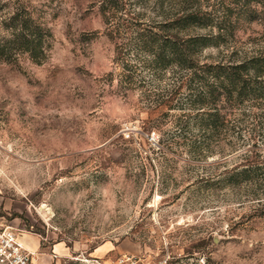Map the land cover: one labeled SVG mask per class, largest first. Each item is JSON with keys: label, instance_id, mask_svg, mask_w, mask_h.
<instances>
[{"label": "rangeland", "instance_id": "rangeland-1", "mask_svg": "<svg viewBox=\"0 0 264 264\" xmlns=\"http://www.w3.org/2000/svg\"><path fill=\"white\" fill-rule=\"evenodd\" d=\"M2 1L24 3L50 32L41 63L0 58V227L36 244L33 263L132 253L264 264V112L252 101L222 108L212 126L209 106L192 105L207 104L198 81L173 62L135 59L133 30L162 20L167 0ZM175 1L232 33L196 62L263 46L262 20L239 16L232 0Z\"/></svg>", "mask_w": 264, "mask_h": 264}, {"label": "trees", "instance_id": "trees-1", "mask_svg": "<svg viewBox=\"0 0 264 264\" xmlns=\"http://www.w3.org/2000/svg\"><path fill=\"white\" fill-rule=\"evenodd\" d=\"M0 1V9H7L1 20V28L5 34L0 37V58L9 60L16 54H26L34 63H41L50 47L49 30L32 16L24 3ZM167 2V13L162 20L133 30L132 48L135 56L140 53L146 62H173L185 74L186 80L198 81L205 88L202 100H207V104H203L205 102H200L201 98L195 96L196 102L192 105H199V109L209 106L206 108L211 111L207 112L206 120L212 126L222 108L232 110L252 101L257 105L256 108H261L264 112V28L260 35V43L263 45L260 49L253 46L254 50L230 62L199 63L194 56L198 51L208 46H218L227 37L232 38V33L226 32L222 18L211 25L213 18H210L209 13L187 10L183 6L185 1L178 2L179 9L175 8V0ZM232 3H235L234 7L237 9H242L239 16H245L249 20H262L264 27V0H232ZM225 9L231 11L234 8ZM191 27H215V32L212 30L204 34H189L186 31ZM135 59H138L137 56ZM205 77L211 79L210 84H205ZM250 170L244 167L238 174L242 175L244 181L254 183L246 175Z\"/></svg>", "mask_w": 264, "mask_h": 264}, {"label": "built area", "instance_id": "built-area-1", "mask_svg": "<svg viewBox=\"0 0 264 264\" xmlns=\"http://www.w3.org/2000/svg\"><path fill=\"white\" fill-rule=\"evenodd\" d=\"M17 231L9 226L0 227V264H34L33 252L25 248L19 241ZM167 255L156 259L137 254H121L113 260L96 262V264H166Z\"/></svg>", "mask_w": 264, "mask_h": 264}, {"label": "crops", "instance_id": "crops-1", "mask_svg": "<svg viewBox=\"0 0 264 264\" xmlns=\"http://www.w3.org/2000/svg\"><path fill=\"white\" fill-rule=\"evenodd\" d=\"M18 240H19V237H18ZM19 242L25 247V248H27L28 250H30L31 252H33L34 253V251H35V249H36V244H34V247H30V246H26L25 244H23V242H21L20 240H19ZM35 254V253H34Z\"/></svg>", "mask_w": 264, "mask_h": 264}]
</instances>
